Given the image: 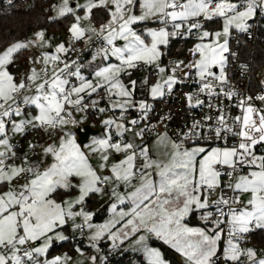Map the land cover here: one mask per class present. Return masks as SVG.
Segmentation results:
<instances>
[{
	"label": "snow or ice",
	"instance_id": "obj_1",
	"mask_svg": "<svg viewBox=\"0 0 264 264\" xmlns=\"http://www.w3.org/2000/svg\"><path fill=\"white\" fill-rule=\"evenodd\" d=\"M137 3L138 0H86L77 3L74 9L69 0H62L60 5H53L58 17L75 16L69 29L72 40H90L95 36L103 42L98 54L105 60L114 57L118 62L95 71L94 81L82 76L79 68L66 72L70 67L66 62L57 69V63L61 62L59 54L68 51L63 43L56 46V54L44 52L41 57L30 58V63H42V67L39 70L32 67L17 81L9 66L22 50L48 45L43 31L35 34V40L12 43L0 52V264H69L67 256L46 257L54 241L69 239L63 229L70 222L74 233L89 230L88 240L97 251L98 242L105 236L113 249L137 236L134 246L138 248L134 250H142L148 264H168L160 250L148 246L152 236L175 249L185 258V264H244L242 258L247 259V264H264V258H258L255 249L241 247L250 233L264 230V154L256 152L257 146L264 148V109L254 107L251 96L239 99L236 107L242 114L233 118L232 125L228 124L223 109H218L216 124L207 125V135L201 132L206 126L204 121H195L187 132H179L178 140L172 139L166 129L157 133L155 144L166 149L160 154L163 158H154L146 142L124 140L125 133L138 125L136 118L127 122L132 127L112 118L103 121L107 128L105 136L94 139L87 152L67 129L68 125L79 123L73 112L97 106L98 100L89 105L85 99L101 90L110 108L120 110L121 119L130 108H138L140 119L147 120L153 105L134 100L136 80L125 83L121 79L141 65H154L160 74L161 79L149 87L153 100L164 97L165 90L171 93L174 85L182 82L175 75L177 70L183 71L181 65L188 69L185 78L195 70L201 93L209 97L223 94L229 100L237 95L224 88L228 83L225 54L230 53L229 37L233 28L248 30V21L257 15V9L264 13V0H244L242 4L233 0H142L139 15L134 11ZM96 8L109 13L108 21L98 28L82 27L81 21H90ZM77 9L84 11L83 17L76 15ZM201 17L204 21L222 19V30L214 33L203 30ZM153 18L165 26L148 29L146 35L135 30L134 25ZM170 23L171 31L167 27ZM193 30L198 32L200 41L189 49L193 59L188 63L175 62L165 76L169 70L160 64L164 55L161 46L166 48L170 38L190 36ZM117 41L124 43L120 46ZM214 68H218V73ZM67 76L77 77L79 84H70ZM148 83L145 77L142 84ZM186 99L190 107L204 103L197 98L193 104L192 94H186ZM256 99L264 101V95ZM21 105L34 106L37 111L17 122L14 117L25 112ZM169 119L170 115L162 116L160 123ZM9 126L13 135L23 136L27 130L42 129L50 139L55 136L46 146L31 142L28 145L33 152L41 147L43 156L50 157L51 163L41 168L42 161L33 163L27 153L23 158L18 156L16 145L10 142ZM112 126L119 137L115 142ZM155 130L156 125H145L134 131V136L143 140L146 132ZM213 133L217 141L226 139L225 133H231L240 138V143L238 147L223 148L195 144L201 139L211 141ZM188 142L193 146L186 147ZM113 154L122 158L109 163ZM92 155L98 157L96 166L90 163ZM224 176L228 177V183L221 187ZM108 185H112L110 197L114 198L109 204L113 218L104 224H93L95 214L85 211L84 205L93 194H109L105 191ZM121 185L123 192L118 191ZM217 189L220 195L210 200ZM244 196L246 200L241 199ZM126 204L130 205L127 210H118V205ZM194 212H200L204 227H190L186 222ZM88 259L90 264H97V256Z\"/></svg>",
	"mask_w": 264,
	"mask_h": 264
},
{
	"label": "built area",
	"instance_id": "obj_2",
	"mask_svg": "<svg viewBox=\"0 0 264 264\" xmlns=\"http://www.w3.org/2000/svg\"><path fill=\"white\" fill-rule=\"evenodd\" d=\"M38 0H0V13L7 11L13 7L19 10H28L32 8ZM233 2L243 3L244 0H233ZM264 20V13H261L259 9H257V15L254 19L249 20V28L245 32H237L233 31L230 36V53H235V55H231L228 53L226 72L228 77V83L224 86L225 91L231 89L237 93L231 100L227 99L223 94L219 96L209 97L206 93H201L199 91L200 84L198 78L195 76V72L192 70V75L188 78L184 77V72H187L188 69L181 68L183 71L177 70L175 75L182 81L181 83H177L174 85L171 93H168L167 90L164 97L158 99V104L156 100L150 101V104L153 105L152 111L149 113L147 120H139L138 114V125L135 127V131H138L140 128H144L145 125L151 127V125H156V130L154 132H146L143 140H149L153 137L157 136V133H160L166 129L168 135L172 137L174 140H178L179 132H187L190 128H192L193 123L195 121H204L205 128L201 130L202 135H207V125L215 126L216 117L219 115L218 109H223L224 114L227 117V122L229 125L233 124V118L237 115H241V109L236 107L239 99L251 96L253 99L250 103L256 107L260 108V100H257L256 97L259 95H264L262 90H254L253 89V56L252 54H246V49L248 47L253 51L256 43H257V34L261 22ZM179 22V21H177ZM154 29H159L160 27H164L162 23L158 20L152 24ZM168 30H172L171 23L167 25ZM198 41V32L193 30V34L187 37L177 36L175 38H170V43L166 49V54L162 59L161 66L166 67L167 75L170 74V69L175 66V62L184 61L188 63V57L190 55L189 49H191L192 45ZM102 41L97 40L92 43H87L84 39L77 40L69 45H67L68 51L63 56L61 62L57 63V69L63 68L64 63H68L70 67L66 70V72H74L77 68L80 70V74L82 76L86 75L84 69L86 68L87 59L98 52V49L102 46ZM184 51V53H183ZM183 53V54H182ZM41 57V55L34 56L35 58ZM75 62V63H73ZM30 65L37 66L38 70L42 67L41 64H33L28 62ZM244 66V67H242ZM49 74H51L52 66L49 64ZM138 69L144 70V65H141ZM147 74L156 77L158 72L153 68H146ZM214 71V70H213ZM218 73V69H217ZM21 78V77H20ZM19 78V79H20ZM70 81V84L78 85L79 79L75 76H67ZM19 81V80H17ZM215 83V82H214ZM217 92L220 91L219 87L216 89ZM186 94L193 95L192 103L195 104V100L199 98L203 100L204 103L199 107H190L188 101L186 99ZM92 100H98L100 105H104L107 103L106 95L103 91H99L98 93L91 96V98L86 97L85 103L91 105ZM97 104V105H98ZM211 105V107L209 106ZM22 108L27 110V107L21 105ZM90 107V106H89ZM107 114L111 115V117L117 121H121L125 123L129 118L131 119V114L125 115L123 119H121L119 113L116 111H111L108 107L106 110ZM82 118H91L98 120L100 114L97 110L91 111L89 108L86 111L80 112ZM170 115L171 119L166 120L164 124L160 123V117ZM211 116L212 120H205V117ZM15 119V117H14ZM127 126L132 127L130 124L125 123ZM10 128V126H9ZM238 130V129H234ZM113 142L117 140L114 137V132L112 131ZM9 134V133H8ZM226 139L217 141L215 139L214 133L212 134L211 141H204L203 139L195 141V144L203 145L206 147H233L237 146L240 143V138L238 136H234L231 133L224 134ZM11 137V135L9 134ZM12 138V137H11ZM56 137L54 136L52 139L48 137V135L42 130H27L23 137L17 140H10V142L17 147V155L23 158L24 154L27 153L28 157L31 161L39 160L41 155L40 149L45 144L51 143ZM141 138L137 137V140ZM39 145L35 151H30L28 148L29 143ZM186 147L193 146L192 142H188L185 145ZM256 152L258 155L264 154V148L261 146H257ZM19 163V161H17ZM139 163V162H138ZM245 171H247L245 169ZM224 184L228 183V177L224 176L222 178ZM230 194V193H229ZM220 195V190L215 192L212 196H210V200H215ZM213 210L214 209H209ZM257 231V230H256ZM226 240V237H225ZM223 246V245H222ZM242 248H253L256 250L259 258H264V249H258L254 247L251 243V236L248 235V238L241 242ZM65 251H59L60 256H65ZM41 259V258H40ZM244 260V264H247V259L242 258ZM42 260V259H41Z\"/></svg>",
	"mask_w": 264,
	"mask_h": 264
},
{
	"label": "rangeland",
	"instance_id": "obj_3",
	"mask_svg": "<svg viewBox=\"0 0 264 264\" xmlns=\"http://www.w3.org/2000/svg\"><path fill=\"white\" fill-rule=\"evenodd\" d=\"M85 2H86V0H69V6L70 7H73L75 9L77 3L83 4ZM138 2H139V11L138 12H135V14H137V15H139L140 12H141L140 3L142 2V0H138ZM182 2H186V0H182ZM61 3H62V0H53L51 19L52 20H60L61 18L69 17L70 16L72 18V22H71L70 26L67 28V30H65V32L58 33V34H51V33H47L45 31H43L44 32V39H45V41L48 42V45H45L44 47H37V46L33 45V46L29 47L28 49H26L29 52V57L26 60V62H25V68L21 70V73H19L18 75H16L15 73H13L11 71V69H10L11 65L9 66V71L12 74H14L15 78L17 77V80H19L20 77L26 76L30 72V69L32 68V65H30V64H29V66H31V67H29L28 72L27 73L24 72L27 69L26 68L27 62L30 61V58H33L34 59V56L41 55L44 52H47L49 54H56L55 53V48H56L57 45L63 43L65 45V47L67 48V45H69V44L77 41V40H72L71 39V34L69 32V29H70L71 25L73 23H75V16H73L72 14H68V15H66L64 17H58L57 16V9L53 8V5H57L58 6ZM76 15H79V16L83 17L84 11L82 9H77L76 10ZM254 18L255 17H253L252 19H254ZM200 19H201V21L204 24L205 21L203 20V17H201ZM252 19H250V20H252ZM220 20H221V27L218 30H209V29L205 28V26H204L203 30H207V31L213 32V33L216 32V31H221L222 30V27H223V21H222V19H220ZM156 21H157L156 18L149 19V20H146V21H142V22H139L136 25H134V28H135V30L138 33H140L142 35H146L148 29H154L153 26H152V24H154ZM81 26L82 27H88V26L96 27L92 23L91 20L90 21L89 20H82L81 21ZM233 31H237L239 33L241 32V31H238V30H236L234 28L231 30V33ZM35 34H32L31 36H29V37H27V38H25L23 40H20L18 42H24V41H28V40H35L36 39V35ZM83 39L87 43H89V44L92 43V42H94V41H96V37L95 36H92V38L90 40L87 39V38H83ZM221 40H223V37H221ZM198 42H200V41L198 40L197 42H195L192 45L191 49ZM204 42H208V41H204ZM123 43H124L123 41H117V44L120 45V46H122ZM167 47L165 48L164 46H161V51L164 53V55L161 57L160 64L162 63V59L164 58V56L166 54ZM229 49H230V37H229ZM227 54L228 53H226L225 55H227ZM31 55H33V56H31ZM59 55H60L61 60H62L63 53H60ZM99 59H100V62L99 63H96L95 60L90 63V65H89V72L91 74V77H87V75H84V77L86 79L89 78L90 80H93L94 81L95 80V75H94L95 71L99 70L102 67H105L109 63H118L115 60L114 57H112V58H110L108 60H105L102 56H100ZM192 59H193V57L191 55H189L188 60L191 61ZM146 68H153V69H155V66L154 65L153 66H145L144 65V70H140V69L137 68V69H134V70H130V72L132 73V71H137L138 72V76L140 78V81L137 83L136 90L134 92V100L137 101V102H139L141 100H145V101H147L150 104V101H154V100L149 95V87L152 84L156 83L158 80H160L161 77H160V74L158 73V75L153 79V81L150 82L149 75L147 74V69ZM214 69H218V68H214ZM193 71L195 72L194 69H193ZM260 74H262L261 77L264 76V68L262 69V71H261ZM166 75H167V73H165V76ZM122 76H121V79L123 80ZM145 77L148 78V81H149L148 85H143L142 84V81L144 80ZM263 85H264V79H263ZM94 94H96V93H93L92 95H94ZM113 99L115 100L116 98L113 97ZM158 99H161V98H158ZM155 100H157V99H155ZM107 107L111 111H113V112L116 111L120 115V110L119 109H111L110 108V102H109L108 99H107V103L104 104V105L98 104L95 108H93L91 106L89 107V109L91 111L97 110V112L100 114V117H99L98 120H95V119L91 118V116H89L88 118H82L79 111L73 112V118L76 119L77 121H79V123L76 124V125H68L67 126V129H70L73 132V134L76 136L77 143H78V136L76 134V130L79 127H83V126L89 125L94 130H98L99 131L98 134L90 135V137L88 139V142L82 148L86 152L89 151L88 146L92 143V141L94 139L103 138L105 136L106 132H107V128L104 125L103 121H105V120H107L109 118H112V117H111V115L107 114L106 111L102 113V112H100L98 110L99 108H105L107 110ZM27 108L28 109L34 108V106H27ZM36 111L37 110H35V113H36ZM127 114H131V116H132L131 119L134 118V114H139V120H142V119H140L141 112H140V110L138 108H130L126 113H124V117ZM31 115H33L31 112H26V114L24 113L21 117H15V120L17 122H19L20 119L25 118V117H30ZM131 119L129 118L127 121H125V123H127L128 121H131ZM117 122H121V121H117ZM128 127H130V126H128ZM135 130L133 129V131L126 132L125 135H124V140L125 141H132V142H134L136 144H142V143H145L146 142L149 145V147L152 149L153 154H154V158L156 156H159V158H163L162 155H160V154H162L164 151H166V149L164 148L163 145L157 146L155 144L156 137H153V138H151L149 140H141V139L137 140V137L134 136V131ZM112 131L114 132V137H116L117 139H119V137H117V135H116V128H115V126H112L111 132ZM9 134L12 137L11 140H17V139L23 137V136H20L19 134L13 135L11 133L10 128H9ZM46 145L47 144H45L43 146H46ZM189 147H191V146H189ZM40 152H41V155H40L39 159H41V161H42L41 168H43V167H46L48 164L51 163V158L50 157H44L43 156V154H42V148L40 149ZM121 158H122V155L113 154V156L110 158L109 163H112L115 160H118V159H121ZM97 161H98V157L95 156V155H92L91 158H90V163H92L94 166H96L97 165ZM111 187H112V185H108V186H106V189H105V191L107 193H109V194H93L92 196H90L88 198L86 204L84 205L85 211H90V212H93L95 214L93 216V220H92V223L93 224H104V223H107L109 220H111L113 218V213L109 211V204L111 202H114V198H111L110 197ZM130 190L131 189H129V191ZM218 190L219 189H217L216 192H218ZM118 191L123 192L124 191V186L121 185V188L118 189ZM74 194L75 193H73V195ZM61 198H68V197L67 196H63ZM241 199L242 200H246L247 199V196L241 197ZM89 201L91 202L90 206H92L91 207L92 209L89 208ZM129 206L130 205H127V204L126 205H118V210L120 208H125V210H127V207H129ZM104 208H105L106 216L104 218H102L101 220H96L95 219L96 215L97 214L99 215L102 212V210H104ZM193 214L194 213H192L188 217V219L191 218V216ZM198 219H199L200 224L193 225V224L187 222V220H186V222L189 224L190 227H204L205 226V222L200 219V212L198 214ZM80 222H82V221H80ZM117 227H120V225H117ZM63 232H64V235H66V236L69 237V239H67L65 241H54L52 247L54 245H60V244H62L64 242H67V241L70 240L71 241V244H69L68 247H66L65 250H64L66 252L65 253V256H67V257L70 258L69 264H80V262H82V264H90V261H89L88 257H90L92 255L97 256V264H107L106 263V255L103 253V251L100 248V244L103 243V242L104 243L105 242L108 243V247L112 251H121V252H125V253L130 252L131 254H135L136 256L140 257V258L136 259L133 262L134 264H139L138 263L139 259H141V261L144 264H148L147 257L145 256V254L143 253V251L142 250H134V247L138 248V246H134V241L137 238V236H131V237H129V239L125 240L124 243L119 248H116V249H113L112 248V242L110 240H108L107 237L105 236L103 239H101L98 242L99 251H97L96 248H93L91 246V243L88 240V236H89L90 232H89V230L87 228H85L83 234H81L79 231H77V232L74 233L72 231L71 222H70L68 225H66L64 227ZM141 234H143V233H141ZM82 239L85 241L86 247L89 248L88 249L89 250V253H87L80 246H76V247L73 246L74 240H82ZM162 245H164L165 247H167L168 249H170L171 251H173V253L176 255V261L175 262H172L170 259H168L165 256L164 251L162 250ZM148 246L149 247H153V248H157L158 250H160L161 253L164 255V257L166 258V260L168 261V264H185V258L183 256H181L178 252H176L175 249L171 248L169 245L164 244L162 240H159V239L155 238L154 236H152V237L149 238V240H148ZM51 248H50V250H51ZM78 249H79V251H77ZM56 256H60L59 255V252H56L53 255H49V252H48L46 258L47 259H52V258H54ZM41 259L43 260V259H45V257H41Z\"/></svg>",
	"mask_w": 264,
	"mask_h": 264
},
{
	"label": "trees",
	"instance_id": "obj_4",
	"mask_svg": "<svg viewBox=\"0 0 264 264\" xmlns=\"http://www.w3.org/2000/svg\"><path fill=\"white\" fill-rule=\"evenodd\" d=\"M52 4L53 0H38L36 4L28 10H19L15 7L1 12L0 13V52L3 51L7 46L12 43L23 40L32 34H35L40 31H45L51 34L63 33L70 26L72 18L64 17L60 20H52ZM109 19V13L104 8L93 9L91 21L96 26L99 27L101 24H104ZM205 28L209 30H218L221 27V21L219 19H213L211 21L204 22ZM246 54L253 56V89L262 90V87L258 80V73L264 68V20L261 22V25L257 34V43L251 51V48L246 49ZM184 53V51H183ZM182 53V54H183ZM29 57V52L27 50H22L19 54L16 55L14 64L11 65L10 69L13 73L18 75L21 73V70L25 68V62ZM15 65V66H14ZM84 72H87V68L84 69ZM125 83H128L129 80H136L137 83L140 81L137 71H132L130 76H122ZM155 77L149 75L150 82L153 81ZM17 80V77H16ZM102 91V90H101ZM158 100V99H157ZM156 100L158 104L159 101ZM27 111V110H26ZM25 111V112H26ZM91 202L89 201V208ZM197 213L195 212L187 222L195 225L200 224L196 217ZM106 216L105 208L102 212L96 215V220H101ZM251 243L254 247L258 249H264V230H257L250 233ZM71 244V241L64 242L60 245H54L49 251V255H53L56 252L65 250L68 245ZM73 246H80L87 253H89V248L86 247L85 241L74 240ZM100 248L103 253L106 255L107 264H134L133 262L140 258L135 254L130 252H121V251H112L108 247V243H101ZM162 250L164 251L165 256L170 259L172 262L176 261V255L162 245ZM139 264H144L141 259L138 261Z\"/></svg>",
	"mask_w": 264,
	"mask_h": 264
},
{
	"label": "crops",
	"instance_id": "obj_5",
	"mask_svg": "<svg viewBox=\"0 0 264 264\" xmlns=\"http://www.w3.org/2000/svg\"><path fill=\"white\" fill-rule=\"evenodd\" d=\"M134 11L135 12H138L139 11V2L137 3V5H136V7H135V9H134ZM217 19H219V18H217ZM220 20V19H219ZM108 21V20H107ZM221 21V20H220ZM65 55V53H63V56ZM31 56H33V55H31ZM63 56H62V58H63ZM100 56H102V55H99L98 54V52L97 53H94L93 55H91L88 59H87V61H86V68H87V72L85 73L86 75H87V77H91V74H90V72H89V65H90V63L91 62H93L94 60L96 61V63H99L100 62V59H99V57ZM29 67H31V66H29V63L27 62V66H26V71H24V72H28V70H29ZM32 67H36L37 68V66H35V65H32ZM38 69V68H37ZM261 73V72H260ZM260 73H258V80H259V83H260V85H261V87H262V91H263V94H264V85H263V79H264V76H262L261 77V75L262 74H260ZM89 79V78H88ZM260 108H262V109H264V101H260ZM26 112H31L33 115L35 114V110H34V108H30V109H28L27 108V111ZM26 112H24L25 114H26ZM206 147V146H205ZM40 161H41V159H39V160H33L32 162L33 163H40ZM195 213V212H194ZM197 213V215H196V217H197V219H198V214H199V212H196ZM188 220V219H187ZM198 221H199V219H198Z\"/></svg>",
	"mask_w": 264,
	"mask_h": 264
},
{
	"label": "water",
	"instance_id": "obj_6",
	"mask_svg": "<svg viewBox=\"0 0 264 264\" xmlns=\"http://www.w3.org/2000/svg\"><path fill=\"white\" fill-rule=\"evenodd\" d=\"M214 71L217 72V69H214ZM138 114H134V118L137 119ZM132 120V119H131ZM99 131L98 130H94L91 126L86 125L83 127H79L76 130V134L78 136V143L82 146V148L84 147V145L88 142V139L90 137V135H95L98 134Z\"/></svg>",
	"mask_w": 264,
	"mask_h": 264
}]
</instances>
